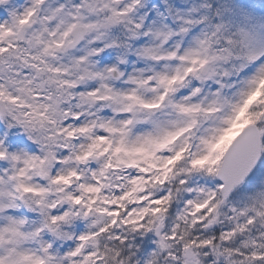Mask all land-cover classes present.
I'll use <instances>...</instances> for the list:
<instances>
[{
  "label": "snow or ice",
  "instance_id": "6c2138e0",
  "mask_svg": "<svg viewBox=\"0 0 264 264\" xmlns=\"http://www.w3.org/2000/svg\"><path fill=\"white\" fill-rule=\"evenodd\" d=\"M0 264H264V0H0Z\"/></svg>",
  "mask_w": 264,
  "mask_h": 264
}]
</instances>
